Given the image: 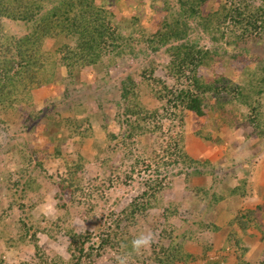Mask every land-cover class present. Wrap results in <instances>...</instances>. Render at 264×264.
<instances>
[{
	"label": "rangeland",
	"instance_id": "obj_1",
	"mask_svg": "<svg viewBox=\"0 0 264 264\" xmlns=\"http://www.w3.org/2000/svg\"><path fill=\"white\" fill-rule=\"evenodd\" d=\"M61 1L47 0L32 22L0 20V46L4 45L0 55L11 48L17 58L12 40L37 32L36 24ZM98 3L114 15L111 28L120 36L119 47L105 50L101 65L80 70L63 61L68 52L62 46H74L76 39L47 37L37 56L43 65L33 68L36 80L29 88V102L19 111L0 105V264H118V257L125 255L128 264H162L161 260L192 264L193 256L200 263L208 256L209 264H264L259 228L264 225V94L250 107L222 89L225 104L210 98L202 117L176 110L167 99L154 95L145 76L153 70L154 77L174 90L191 84L189 71L181 82L169 71L174 53L150 40L167 18L171 24L170 14L180 10L177 0ZM210 4V10L219 8V0ZM197 19L189 21L188 40L214 55L199 69L202 78L227 77L244 85L260 77L264 37L237 44L230 36L213 40ZM244 46L249 54L233 61L232 53L239 54ZM15 60L19 69L20 61ZM128 76L149 110L166 109L164 117L149 119L153 132L133 138L122 116L126 107L122 86ZM152 82L162 90L163 85ZM77 106L87 112H76ZM30 113L40 119L29 122ZM156 126L162 129L155 130ZM181 144L187 155L199 157L198 166L182 160ZM72 176L76 185L69 187ZM161 181L163 186L154 187ZM232 182L247 194L249 203L260 198V204L234 212L240 216L254 211L246 230L237 221L240 231L232 222L224 230L229 219L217 198L227 195ZM71 229L89 232L83 251H71ZM141 233H151L153 242L135 253L131 241ZM176 235L180 238L174 240ZM174 241L178 244L174 248L183 245L178 253L186 250L189 257L171 256L178 255L170 248Z\"/></svg>",
	"mask_w": 264,
	"mask_h": 264
},
{
	"label": "trees",
	"instance_id": "obj_2",
	"mask_svg": "<svg viewBox=\"0 0 264 264\" xmlns=\"http://www.w3.org/2000/svg\"><path fill=\"white\" fill-rule=\"evenodd\" d=\"M46 1L14 0L10 4L8 0H0V20L14 18L15 20L32 22L35 17L42 13V8ZM260 1V4H255L251 0H219V8L213 10L212 7V12L209 9L211 8V0H177L180 10L170 14L172 16L171 24L169 23V18H167L162 29L153 34L150 40H152V45H157V48L165 46L168 47V51L174 53L169 71L178 82H181L183 77H188L186 73L189 71V82L191 84L180 90H174L169 88L160 78L154 77V71L151 70L149 77L145 76V80L147 82L151 81L150 85L154 95L161 100L167 99L169 105L174 104L176 110L180 107L181 110L199 117L206 115V110L209 109L210 105V98H216L219 103L225 104L223 101L226 98L222 95V89L227 92H234L241 103L251 107L254 99L264 94V67H260L261 74L260 77L256 78V82L252 81L250 84L240 85L227 77L206 81L200 76L199 69L210 64L214 60V55L211 50L198 48L196 44H192L188 40L191 31L189 21L199 18L197 20L201 21V27L212 36L213 40H223L226 36L237 40L236 44L253 36L256 39L258 38V40H262V37H264V0ZM113 19L114 15L111 10L103 4H99L98 0H62L58 4L54 3L46 16L36 24L37 32L26 35L19 40H12L15 42L16 52L14 54H16L17 58L14 57L11 48H5L6 50L2 51V55H0V105L19 111L21 105L29 102L27 100L29 88L34 85L36 80V77L33 76L36 70H33V68H40L43 65L37 56L43 47L44 39L47 37L55 38L61 35L65 38L73 36L76 39L74 46L70 44L62 46L63 51L68 52V55H64L63 61L70 68L77 66L81 70L88 66L101 65L104 51H111L119 47L117 41L120 36H116L111 28ZM0 49L3 50L4 45H1ZM241 49L239 54L232 53L233 61L243 57V54H249L246 46ZM15 59L20 61L18 64L19 69L16 68L15 61L17 60ZM153 79L156 84L163 85L162 90H157L152 82ZM122 98L126 103L122 116L126 119L127 131L132 138L153 132L154 130L148 126L149 119H157L158 115H162L161 117L165 116L163 115L165 108H163L162 112L159 109L149 110L141 102L132 76H128L123 81ZM225 101L227 102V100ZM77 111L87 112L83 106H77ZM259 116L262 118L263 115L259 114ZM72 117L75 121L79 118L76 114ZM34 118L40 119L37 113H30L27 120L30 119L29 122L31 120L35 122ZM55 125L61 127L62 124L55 123ZM154 129L161 130L162 128L156 126ZM32 130L33 128L29 126L27 131L31 132ZM258 133L261 134L262 132L258 129ZM107 134L111 139H116L117 137L114 133L109 132ZM182 141L183 139L180 142L182 143ZM178 150L181 151L180 157H183L182 160L188 166L193 167L200 164L199 162L201 161L192 158L187 155V152H184L182 144ZM176 154L178 153L176 152ZM194 172L195 175H201L199 170ZM157 175L159 176V174ZM71 179L73 182L69 187L76 185L75 177L72 176ZM153 180L157 179L153 178ZM162 184V181L156 182L154 187H159ZM76 189H79V187ZM241 191V187L230 188L225 191L227 195L223 194L220 198H217V201L220 202L228 196L240 195L242 194L240 193ZM153 196H155V192ZM253 214L254 211H249L247 214L243 213L237 216L234 221H237L246 230ZM259 228L264 240V225L262 226L261 224ZM68 233L72 239L73 248L71 251H83L82 246L85 244V240L89 239L87 238L89 232L78 234L74 229H71ZM177 237L180 238V236L176 235L174 240ZM177 245L176 241H174L170 248L178 253L180 249H183V245H180L179 248H174ZM171 256L178 257L177 259L185 256L187 258L189 253L184 250L178 253L177 256ZM196 261V256H193L192 264L210 263L209 261L201 263ZM172 262L161 260L162 264H172ZM241 264L251 263L243 261Z\"/></svg>",
	"mask_w": 264,
	"mask_h": 264
},
{
	"label": "crops",
	"instance_id": "obj_3",
	"mask_svg": "<svg viewBox=\"0 0 264 264\" xmlns=\"http://www.w3.org/2000/svg\"><path fill=\"white\" fill-rule=\"evenodd\" d=\"M196 159H199V157H196ZM228 186L231 187V189H234V188L238 187L236 185V183H233V182L231 183V185H228ZM256 200H257V198H253L252 201L256 202L257 205L260 204V201H259L260 198H258V201H256ZM224 202H226V203H224ZM254 202H250L249 203L248 198H247V194L246 195L245 194L244 195L240 194V195L228 196V197H225L224 200H221L220 203H219L221 205V207H222L221 211H223V214L229 219V221H227L228 224L225 226L224 230L230 229V227H231L230 223L231 222L233 223V226L237 225L238 228H239L238 223H234V220H235L236 216L239 213L238 214H234V212L237 213V212H240V211H244L246 209V206L249 207V205H251V208H252V205L254 204ZM256 204H255V207H256ZM226 209H227V211H225ZM239 231H240V228H239ZM198 257H200V256H198ZM201 260H203L204 262L208 261V256L207 257H201Z\"/></svg>",
	"mask_w": 264,
	"mask_h": 264
},
{
	"label": "clouds",
	"instance_id": "obj_4",
	"mask_svg": "<svg viewBox=\"0 0 264 264\" xmlns=\"http://www.w3.org/2000/svg\"><path fill=\"white\" fill-rule=\"evenodd\" d=\"M152 242L153 235L151 233H141L131 241L132 251L135 253H140L142 250H146L147 248H149ZM118 264H128V256L125 255L122 257H118Z\"/></svg>",
	"mask_w": 264,
	"mask_h": 264
}]
</instances>
